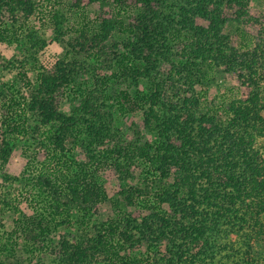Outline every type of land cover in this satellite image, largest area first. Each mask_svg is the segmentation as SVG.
I'll list each match as a JSON object with an SVG mask.
<instances>
[{
    "label": "trees",
    "instance_id": "obj_1",
    "mask_svg": "<svg viewBox=\"0 0 264 264\" xmlns=\"http://www.w3.org/2000/svg\"><path fill=\"white\" fill-rule=\"evenodd\" d=\"M80 1L73 0V4L79 7ZM114 1L124 7L128 5L124 0ZM108 2L84 1L97 5L96 19L93 27L77 29L69 42L65 36L67 17L57 10L48 11L55 40L64 46L67 42L71 47L51 67L42 64L31 67L39 70L36 81L26 78L30 70L26 66L17 67L10 83L3 82L0 167L8 161L17 138L10 139L8 134L14 137L27 130L39 132L42 136L35 135V146H49L37 172L27 169L21 175L5 173L3 177L24 183L32 180V184H37L44 209H52V213L66 209L96 213L105 192L94 178H88L82 163L79 172L75 169L71 174L44 166L46 160L57 157V151L65 149L63 142L76 131L86 136L87 162L97 165L102 158L112 159L124 181L133 177L130 168L138 159L156 163L160 178H170L169 165H175V173L171 182L161 184L162 179L152 180L145 188L121 186L119 195L126 207L139 204L150 208V213L139 218L128 212L121 223L111 220L105 227L93 222L87 229L79 227L60 234L55 243V236H49L48 228L41 226V219L35 222L41 230L12 219L20 229L18 235L27 239L25 252H30L39 239L47 240V245L53 243L52 251L59 256L60 264H86L89 258L99 255L108 256L111 264H137L138 259L129 255L118 256L117 247L136 250L143 242L147 246L164 242L167 254H154L152 264H204V254L210 256L207 263L210 264L217 253L224 256L220 255L221 250L231 245V231L235 235L245 233L239 239L242 243L253 239L264 244V20L250 14L249 0H134L140 4L141 12L133 24L124 25L115 14L103 15ZM17 12L19 19H15ZM31 14L43 21L45 12L37 0H0V22L4 24L0 26V40H19L22 36L10 23L1 21L6 20L5 16H14V21L25 24ZM228 21L257 24L258 41L253 45L242 42V47H238L224 32ZM33 28L34 23L26 27L27 42L33 50L19 65L28 58L36 61L46 44ZM116 28L135 30V39L128 42L133 48L131 53L117 52L112 63L110 54L114 47L108 46L110 42L106 39ZM244 32L240 33L243 37ZM68 51L71 59L66 58ZM93 58L99 60L101 68L110 70L117 81L123 78L121 81L131 84L142 77H155L152 78L155 89L150 93H137L134 98L125 88L116 91L121 112L124 108L141 110L140 125L127 127V132L125 127H116L111 109L102 110L108 98L104 88L91 87L88 82L83 85V93L74 98L77 101L73 109L69 113L60 110L57 98L67 89H77L78 85H72L91 72ZM213 69L236 77L244 94L224 106H207V110H202L193 93L171 102L160 97V92L166 91L161 89L163 78L170 81L168 86H176L178 90L174 93L180 97L181 91L193 92ZM146 134L155 140H144ZM94 142L102 146L96 152L92 148ZM36 153L40 155L41 151ZM116 237L117 242H113ZM28 240H33L31 245ZM14 242L5 239L0 248V264H17ZM197 246L199 249L192 251ZM259 264H264V253Z\"/></svg>",
    "mask_w": 264,
    "mask_h": 264
},
{
    "label": "rangeland",
    "instance_id": "obj_2",
    "mask_svg": "<svg viewBox=\"0 0 264 264\" xmlns=\"http://www.w3.org/2000/svg\"><path fill=\"white\" fill-rule=\"evenodd\" d=\"M84 1L89 2V0H82L77 4L79 7H76V5L73 4V0H37L39 4L43 5V11L45 12L43 21L41 20L39 22L38 19L33 17V14H31V16L27 19L28 22L25 24H20L17 20L14 21V16L10 17V15L5 16L6 20H1L6 24L10 23L13 29L20 31L19 34H22V36L19 40H0V62L4 63L0 66V93H2L4 89L2 85L3 82L10 83L14 79L13 75H15L17 67L24 68L27 66L28 69H30L38 64H42L47 68L51 67L57 59L63 57L66 48L71 47L67 44V42L71 41L70 38L75 35L74 33L77 29L82 26L86 28L93 27L97 14V11L94 10V8L96 9L97 5H95V3L84 4ZM124 1L127 2L125 4H128L126 7H124V4L121 2L109 0L107 5L103 8L104 12H106L103 13V15L109 16L111 14H115L118 19L123 20L124 25L133 24L132 22L135 21V19H138L137 13L139 14L141 12L140 4L134 3V0ZM113 9L115 11H113ZM53 10H57L67 17V21L65 22V32L67 33L65 36L67 42L65 43V46L57 42L54 38V30L50 24V20H48V11ZM116 11H118L119 14H117ZM249 12L253 16L264 20V0H249ZM15 15V19H17V17L19 19V13L17 12ZM32 23H34L33 29L37 30V37L39 36V38H42L46 44L44 48L38 52L36 61L28 58L22 65H19L20 61L25 58L27 53H31L33 50V48H29L26 36L28 32L26 27L31 26ZM2 25L4 24H1L0 22V26ZM256 25L257 24L244 25L228 21L224 32L228 33L232 43L238 47H242V42L248 41L251 45H253L254 42L258 41V28ZM136 31H138L137 28ZM242 31H246V33L244 32V37L240 34ZM109 36L110 39H106L107 43L110 42L108 46L113 45L114 47L110 54L112 63V57L116 58L117 52H119L120 55L121 53H131L133 48L128 42L135 39V30L128 32L122 28H116ZM70 51H72V49H70ZM114 52L115 54H113ZM71 57L72 56L68 51L66 58L71 59ZM176 58L177 57H175V59ZM9 62H11V64H9ZM138 62L142 64L144 63L143 61L141 62V60H137V63ZM90 63L93 64L90 65L91 72H87L86 74L80 76L74 84L72 83L73 85L71 84L72 86L78 85L77 89H67L62 97H59V99L57 98L60 110L65 111V113H69L77 101L76 99L74 100V98L79 97L83 93V85L88 82V85L91 87L96 85L97 87L99 86L100 88H104L108 98L105 100L102 110L107 112L109 108L111 109L116 127H125V132H127L129 131L127 130L129 127H134L136 124L140 125L142 123V120L140 119L141 110H136L135 108V110L124 108V111L121 112L118 109L119 106L116 102V91L120 88H125L134 98H136L134 95L137 93H150L155 89L154 82L152 81L153 77H142L139 79V82H132L130 84L125 81H121L124 80L123 78L117 81L115 77L111 76L110 70H107L106 67L101 68V66H99V60L93 58V60H90ZM5 66L9 67V69ZM3 67L5 68L2 69ZM38 72L39 70L35 69L28 70L26 78L29 77L32 79V82L36 81L37 76L39 75ZM211 72L213 73L207 74V77L203 79L201 84H198L195 87L193 92L190 91L183 93L181 91L180 97L174 93L178 90L176 86H168L170 81L163 78L162 81H160L161 89L164 88L166 91H161L160 97L166 102H171L176 101L177 98H181L184 94L191 95L193 93L198 101H200V107L202 110H207V106H224L232 99L244 94V91H242L243 87L236 77L233 75L230 76L227 73L224 74L223 72L214 69ZM7 73L8 75H6ZM101 79H104L106 82H101ZM80 89L81 92L79 94ZM203 97L206 98L205 101L203 100ZM180 100H182V98ZM125 106L127 107V105ZM209 110L210 109H208V111ZM35 135H37V138L42 136L39 132H37V134H33L31 130L18 133L14 137L13 134H8L10 139L17 138L8 161L0 167V185L2 184V186H0V248L5 243V239L7 242L14 240L15 242L13 244L15 245V257L17 264H60L59 256L52 251V245L57 241L56 239L60 238V234H68L79 227L87 229L93 222L102 225V227H105L107 222L111 220L119 221L121 223L124 216L128 212L132 216L139 218L150 213V208L140 207L139 204H136V207L134 204V208L126 207L121 198L122 195H119L121 186L125 185L126 187H130L132 185H137L139 188H145L146 183H152V180L159 182V180L162 179V182H159L161 184L166 181L171 182L175 173L176 167L172 164L169 165V171L171 172L170 178H166L165 176L160 178L161 173L157 169L156 163H150L149 161L138 159L130 168V175H133V177L131 176L128 181H124L121 179L119 172L116 170L112 159L106 160L102 158L100 163L97 165L87 162V154L85 153V150H87V147L85 146L87 142L86 136L85 134L76 131L75 135L70 136L68 138L69 140H65L63 142L65 149L62 152L57 151L55 154L57 157L55 159L51 158L46 160V164L44 166L50 170H53V167L60 168L61 170H64V172L68 171V173L71 174V172L75 171V169L79 172V165L82 163L83 168H85L87 172L88 178H94L100 190L105 192V195L102 197L100 207L96 213L92 211H86L83 213L84 211L77 209H66L61 213H52L50 212L52 209H44L43 200L40 196H38L39 193L37 194V184H32V180L24 183L23 181L15 180L14 178L8 181L3 177L5 173L15 176L21 175L23 170L30 169L29 172H37L40 169L41 162L43 159L45 160L49 146L46 148L42 145H38V147L35 146L37 141L34 138ZM149 138L151 140H155V137H152L149 134H146L143 137L144 140ZM99 143L100 142H94L92 145L95 152L102 148ZM38 150L41 151L40 155H37L36 153ZM262 150L264 151V148ZM57 160H60L61 162L57 163ZM66 164L69 168H66ZM54 173L58 172L55 171ZM33 182H35V180H33ZM155 187H157V185ZM147 190L149 192L152 191L149 187ZM160 207L163 209L165 206L160 205ZM163 210L167 211V206ZM66 217H68L69 221H67ZM12 219H19L21 223L37 228L38 230H41V228L39 229L35 222L41 219V226H43V228H48L46 231L47 233L49 232V236H55L54 241L52 240L53 243L51 244L49 242L47 245V240L41 241L38 239L35 240V242L39 244L42 243L43 245L39 246L34 242V248L30 252H25L24 246L27 239L18 235L20 234V229L16 226V221H13ZM14 229H17L15 230L16 233L13 231ZM37 229L34 230L37 231ZM235 229H237V226L234 227V230ZM247 233H249V231H247ZM42 234L43 233H41L40 236H42ZM244 234L241 233L238 235L236 233L235 235V232L231 231V245H229L226 249L221 250L222 253L220 255H224L223 257H220L217 253L213 262L210 264H259L261 256L264 253V244L259 241L255 242L253 239H248L246 242L243 241L242 243L239 239L241 236L245 237ZM117 240L118 239L116 237L113 242H117ZM28 242L31 245L33 240L32 242L28 240ZM198 249L199 248L197 246L194 247L192 251H197ZM117 253H119L118 256L120 257L129 255L132 259H138L137 264H152L151 261L154 254L156 256H163L167 254V250L164 242L151 244V246H147V243L143 242L136 250L128 249L124 251L123 249H119L117 247ZM202 257H204L206 261L204 264H207L210 256L205 257L204 254ZM111 263L113 262L109 259V257L104 255L89 258L86 261V264Z\"/></svg>",
    "mask_w": 264,
    "mask_h": 264
}]
</instances>
